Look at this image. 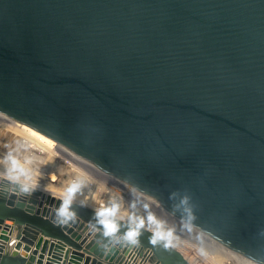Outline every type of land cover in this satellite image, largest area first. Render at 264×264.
I'll list each match as a JSON object with an SVG mask.
<instances>
[{"label":"water","instance_id":"1","mask_svg":"<svg viewBox=\"0 0 264 264\" xmlns=\"http://www.w3.org/2000/svg\"><path fill=\"white\" fill-rule=\"evenodd\" d=\"M0 113L264 264V0H0ZM61 202L0 194V264H190Z\"/></svg>","mask_w":264,"mask_h":264},{"label":"bare ground","instance_id":"2","mask_svg":"<svg viewBox=\"0 0 264 264\" xmlns=\"http://www.w3.org/2000/svg\"><path fill=\"white\" fill-rule=\"evenodd\" d=\"M11 126L15 128L18 127L17 124H13ZM20 126L22 128L27 127L24 125H20ZM27 128L30 129L29 127ZM30 130L34 131L32 129ZM6 131L9 134H6ZM0 134L2 137H5L7 135V138L5 139H9V137L11 138L14 137V135L12 134V130H8V129L5 130V132H4V129L1 130ZM0 145H3L2 154L4 155L10 149V147H8L7 144H5L4 142H2V144ZM54 146H56V144H54ZM3 155H0V157H3ZM21 157L23 158L22 155ZM47 157H50L51 159L53 158V160H57L51 165L50 172L48 173L42 172L40 171V169H38V167L35 164L33 165L34 169L37 172V175H36V181H37L36 188L37 189L41 190L43 193L47 195L54 196L57 199H62L64 191L68 187L66 186L63 190H60V187H61L60 184L64 182V180L71 179V182H72L77 177L80 178L82 176L90 181H94L95 184L97 183L98 186H100L101 189L103 190L102 194H100L99 196L95 195L92 197L86 196L84 194H78L74 200V203H79V204H82V205H85V206H88L90 208L97 210L100 207L108 205V202L106 201L107 198H112L114 202L120 203V200L123 199L121 195H123L127 197L129 200H132L133 202L143 206L144 208L145 206H147L148 211L160 217V219L162 218L173 225L172 227V226L164 224L165 230L170 231L172 233V235L169 237L170 242L175 243L176 246L179 248V250L184 252L186 257L189 260H191L190 255L193 253L192 246H195V244L189 243V241H186L187 237L185 236H187V234L200 236L197 230H194V228L180 221L175 216L171 215L166 210H164L163 208L155 204L153 201L143 196L142 194L138 193L137 191L133 190L126 184L108 175H105L104 173L99 171L97 168H94L93 166H90L85 162L78 161V159L75 156L68 155V153H64V152L62 153L59 150H57V152L54 150V151H51L49 155H47ZM2 170H3L2 166H0V171ZM121 217H123L124 220L126 221L128 216H126L123 213L122 208L119 205V212H118L117 218L120 219ZM144 228L149 229L147 222ZM180 235H183L184 237H181ZM218 248L210 247L208 249L210 250V253H212V255H217L215 258L214 256H212V259L213 258L215 260L217 259L216 260L217 262L216 261L214 262L212 261V259H209V264H217V263L219 264L220 261L223 259V255L217 252L219 250Z\"/></svg>","mask_w":264,"mask_h":264},{"label":"clouds","instance_id":"3","mask_svg":"<svg viewBox=\"0 0 264 264\" xmlns=\"http://www.w3.org/2000/svg\"><path fill=\"white\" fill-rule=\"evenodd\" d=\"M23 152H27V146L18 144L17 147L10 148L3 157H0V166L3 169L0 171V181L6 182L0 184V194L30 195L35 190L37 172L33 165L36 161L32 156H23L21 158L19 153ZM83 186L84 182L80 180H73L68 185L64 191L62 202L57 209L58 216L69 220L75 216L72 204ZM188 199V197H184L181 200V204L186 205ZM145 209L148 211L147 206H145ZM186 211H189V216L191 217L190 210L186 209ZM118 212L119 205L115 202L95 210L96 224L99 225L102 236L109 241H112V238L120 232L121 227H124L126 230L115 242L122 240L130 244L138 243L137 238L140 235V229L145 227L146 222L149 230L153 233L151 237L153 244L158 241H167L172 235L170 231L165 230L164 222L158 220L150 211H148L146 217L129 214L123 224H121V221L124 220L123 217L120 220L117 219ZM164 246L168 247L167 244Z\"/></svg>","mask_w":264,"mask_h":264},{"label":"built area","instance_id":"4","mask_svg":"<svg viewBox=\"0 0 264 264\" xmlns=\"http://www.w3.org/2000/svg\"><path fill=\"white\" fill-rule=\"evenodd\" d=\"M13 124H17L18 127L17 128L12 127L11 125H13ZM20 125H22V124L14 121V120L6 117L2 113H0V131L3 129H4V132L7 129L12 130V134L14 135V137H12V138L9 137V139H5V138H7V135L5 137H2L0 134V144H2V142H4L10 148H12V147L15 148V147H17L18 144H24L27 146V152H23L20 155L32 156L33 158H37L40 155L43 156L46 154L45 152H44V154H42L43 152L41 151V149L45 150L47 148V149H49V151H48L49 153L51 151H54V150L56 152H57V150H59L62 153L64 152V153H68V155L75 156L78 159V161L85 162L88 165L92 166L91 164H89L88 162L83 160L82 158H80L77 155L61 148L58 145L51 146V145H49V143L47 141L42 142L41 140L40 141L43 144L38 142L39 139H37L38 140L37 141L33 136L28 135L27 130L22 128ZM6 134H9V133H7V131H6ZM2 146L3 145H1V147H0V155H3L2 154L3 153L2 152L3 151ZM42 158H44V156ZM199 234H200V236H195V235H190V234H187V236H185V237H187L186 241H189V243L195 244V246H192L193 247L192 248L193 253L190 255L191 260H189L186 257L184 252H182L181 250L176 248L190 264H209V259H212V256H214V258L217 256V255H212V253H210V250H208L210 247H217V248L219 247L218 248L219 250L217 252L219 254L223 255V259L220 261L219 264H255V263L233 253L232 251H230L227 248H225L224 246L218 244L216 241H214L210 237L204 235L203 233L199 232ZM180 236L184 237L183 235H180ZM214 258L212 259V261L215 262L217 259L215 260Z\"/></svg>","mask_w":264,"mask_h":264},{"label":"rangeland","instance_id":"5","mask_svg":"<svg viewBox=\"0 0 264 264\" xmlns=\"http://www.w3.org/2000/svg\"><path fill=\"white\" fill-rule=\"evenodd\" d=\"M48 162V164H53L55 161L57 160H53V158L51 159L50 157L47 158L46 160ZM72 173V172H71ZM74 174V173H73ZM76 178V177H75ZM74 180H80V181H83L84 182V186L81 190V192L79 194H84L86 196H89V197H92V196H95V195H100L102 194V189L100 186H98V184L94 181H90L88 179H86L85 177H80V178H76ZM71 183V179H66L64 180V182H62L60 184V190H63L66 186H68L69 184ZM98 188V189H97ZM114 190V189H113ZM115 191V190H114ZM117 192V191H116ZM78 195V194H77ZM121 195V194H120ZM123 199L120 200V203L117 202V204L120 205V207L122 208V211L123 213L128 216L129 214H132V215H135V216H143V217H146L148 212L146 211V209L133 202L132 200H129L127 197L121 195ZM118 198V197H116ZM106 201L108 202V205L112 202H114L112 200V198H107ZM116 203V202H115ZM153 214V213H152ZM158 220H162L164 222L165 225H169V226H172L173 225L171 223H169L168 221L164 220V219H160V217L156 216L155 214H153ZM174 248H178L176 246L175 243H171L170 240L168 239L167 240ZM179 249V248H178Z\"/></svg>","mask_w":264,"mask_h":264},{"label":"crops","instance_id":"6","mask_svg":"<svg viewBox=\"0 0 264 264\" xmlns=\"http://www.w3.org/2000/svg\"><path fill=\"white\" fill-rule=\"evenodd\" d=\"M24 129L25 130H27V134L28 135H30V136H33L36 140L37 139H39V141L38 142H40V143H42V142H45V141H47L48 143H49V145H51V146H54V144L50 141V140H48L47 138H45L44 136H42V135H40V134H38V133H36V132H34V131H31L30 129H28L27 127L25 128L24 127ZM42 142H41V141ZM18 142V141H17ZM43 144V143H42ZM46 148V147H45ZM41 151L43 152L42 154H44V152L46 153L45 155H43L44 156V158H42L43 156L42 155H40V156H38L37 158H33L35 161H36V163H35V165L38 167V169H40V171H42V172H45V173H48V172H50V168H51V165L52 164H48V162L46 161L47 160V155H49V149H41ZM85 236V235H84ZM92 240V237L89 239V241H91ZM88 241V242H89ZM87 242V243H88ZM35 247H33V249H34ZM87 256V255H86ZM46 258H47V255H46Z\"/></svg>","mask_w":264,"mask_h":264}]
</instances>
